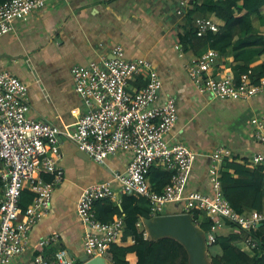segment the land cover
Instances as JSON below:
<instances>
[{
  "label": "crops",
  "instance_id": "1",
  "mask_svg": "<svg viewBox=\"0 0 264 264\" xmlns=\"http://www.w3.org/2000/svg\"><path fill=\"white\" fill-rule=\"evenodd\" d=\"M181 1H50L26 21L16 22L13 31L0 36V73L9 71L28 86L29 118L57 126L65 133L75 130L79 117L86 111L75 91L74 67L98 61L102 56L110 58L116 45L123 47L128 60H148L163 83L156 104L162 105L170 98L176 101L178 121L167 136L168 141L183 143L197 154L186 193H209L212 157L221 148H229L233 153L231 160L219 164L221 171L226 170V163L252 170L247 166L248 160L255 154H264V145L255 139L250 125L252 118L264 115V94L249 100H219L195 88L187 66L199 58L200 49L187 44L182 47L181 56L176 46L197 28L198 20L214 19L213 13H195L192 18L188 13L197 6L211 5L218 0H195L196 6L188 0L184 13L179 15ZM244 14L246 11L237 16ZM252 21L256 33L264 36V7ZM247 41L253 42V36L237 37L231 51L214 60L210 74L216 79L227 76L237 79L242 76V67L264 62V54L259 55L262 47L253 44L244 47ZM239 45L240 49L234 48ZM145 84V78L138 77L130 83V89L140 90ZM131 158L130 153H119L104 164H98L62 134L57 161L63 172L62 181L53 192L48 214L31 228L21 262L31 264L35 256L41 255L53 263L56 251L65 248L79 263L86 255L84 238L89 232L77 213L80 196L84 189L103 182H111L119 190L121 184L115 176L126 172ZM3 169L0 166V177ZM229 172L238 178L234 170ZM166 175L168 172L160 165L152 168L149 183L153 190L162 191L167 186ZM46 176L49 179L43 177L46 182L54 179L51 174ZM1 190L2 182L0 193ZM125 196L119 193L118 200L111 201L120 206ZM182 210L183 204H170L163 215L179 214ZM232 233L235 234L230 226L220 231V235ZM54 234L59 235L58 244L47 248L38 246L41 239ZM238 247L244 252H253L244 240ZM210 252L222 253L218 246L209 247L208 254ZM130 259L136 262L135 256Z\"/></svg>",
  "mask_w": 264,
  "mask_h": 264
},
{
  "label": "built area",
  "instance_id": "2",
  "mask_svg": "<svg viewBox=\"0 0 264 264\" xmlns=\"http://www.w3.org/2000/svg\"><path fill=\"white\" fill-rule=\"evenodd\" d=\"M50 1L67 0H4L0 4V36L13 31L16 22L26 21ZM180 6L179 15L184 13L188 0H182ZM218 30L212 20L197 21L200 36ZM182 47L176 46L181 56ZM111 54L110 58L102 56L72 69L75 91L86 111L79 117L75 130L65 133L57 126L29 118L28 86L9 71L0 73V162L4 168L0 177V264H26L20 258L26 253L29 232L48 214L53 192L62 181L63 172L57 164L62 134L98 164L119 153L132 155L126 172L115 176L121 184L119 190L111 182H103L84 189L80 196L77 213L89 230L84 238L89 259L104 257L124 232L123 219L102 223L95 210L96 202L116 201L119 193L146 199L152 217L163 215L165 208L174 203L183 204L184 214L201 211L212 221L206 236L208 247L216 243L220 231L227 226L235 234H243L263 224L264 214H239L224 196L219 164L232 159L229 148H221L212 157L211 192L186 193L197 154L183 143H170L167 139L178 121L176 101L170 98L162 105L156 104L163 83L148 60H128L120 45L114 46ZM219 56L218 51L209 50L187 66L189 78L200 93L219 100H249L264 94V77L258 83L247 74L239 79L214 78L210 70ZM138 77H144L146 84L133 91L130 83ZM250 125L255 139L264 145V115L252 118ZM156 165L171 176L170 184L161 192L153 190L149 183ZM247 166L261 167L264 173V154L253 155ZM43 174H51L54 179L46 182ZM26 189L35 194V199L24 212L20 202ZM144 237L149 238L147 231ZM244 241L251 250L258 247L253 238L246 237ZM58 243L59 235L54 234L41 239L38 246L47 248ZM31 264L79 263L67 249L59 248L53 263L38 255Z\"/></svg>",
  "mask_w": 264,
  "mask_h": 264
},
{
  "label": "trees",
  "instance_id": "3",
  "mask_svg": "<svg viewBox=\"0 0 264 264\" xmlns=\"http://www.w3.org/2000/svg\"><path fill=\"white\" fill-rule=\"evenodd\" d=\"M191 0L193 5H197ZM4 0H0L2 4ZM264 7V0H218L211 5L197 6L195 10L188 13L192 18L193 14L213 13L214 23L219 27L217 32L209 31L206 35L200 36L197 28L194 27L186 36L181 39L183 47L190 44L196 49L199 47V58L209 50L218 51L223 55L231 51L237 37L242 35L253 36L254 41H247L244 47L253 44L262 47L259 55L264 54V36L256 33L252 17L260 15ZM246 11V14L237 16V13ZM222 25H220V23ZM242 46H235L240 49ZM198 52V49H197ZM249 75L254 83H258L264 77V62L251 67H242L240 75ZM241 77V76H239ZM239 77L237 79H239ZM226 170L221 171V181L224 196L229 200L233 209L239 214H246L256 211L264 214V173L261 167L248 169L246 166L236 163H226ZM234 170L238 178L229 172ZM169 174V173H168ZM45 180H49L43 174ZM165 185L170 184L171 176L164 177ZM2 181L0 180V183ZM168 183V184H167ZM161 192L160 189L156 190ZM35 199V194L25 190L21 196L20 206L25 212ZM97 218L102 223H111L121 218L125 223L124 232L118 237L114 244L105 253V258L110 264H132L129 259L136 257L134 264H189V256L184 246L172 238H162L156 241L145 238L146 228L143 220L152 218L149 202L144 198L125 196L120 206H117L109 199H102L96 202ZM193 219L197 226L208 236L212 221L201 211L192 212ZM246 237L253 238L258 242V247L253 252H244L239 247V242ZM213 246L220 247L222 253L208 254L210 264H264V222L263 225L250 233L219 235ZM211 246V247H213Z\"/></svg>",
  "mask_w": 264,
  "mask_h": 264
},
{
  "label": "water",
  "instance_id": "4",
  "mask_svg": "<svg viewBox=\"0 0 264 264\" xmlns=\"http://www.w3.org/2000/svg\"><path fill=\"white\" fill-rule=\"evenodd\" d=\"M84 154V153H83ZM87 156L86 154H84ZM90 158L89 156H87ZM0 166L2 163L0 162ZM150 240L172 238L181 243L189 256V264H210L205 233L197 226L190 214H167L143 220ZM263 224H260L261 227ZM79 264H110L105 257L80 258Z\"/></svg>",
  "mask_w": 264,
  "mask_h": 264
},
{
  "label": "rangeland",
  "instance_id": "5",
  "mask_svg": "<svg viewBox=\"0 0 264 264\" xmlns=\"http://www.w3.org/2000/svg\"><path fill=\"white\" fill-rule=\"evenodd\" d=\"M149 238H150V236H149ZM129 261H130L132 264L135 263V261H133L132 259H129Z\"/></svg>",
  "mask_w": 264,
  "mask_h": 264
}]
</instances>
